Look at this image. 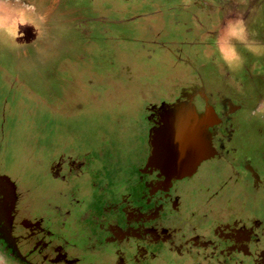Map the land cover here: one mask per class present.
I'll return each mask as SVG.
<instances>
[{
  "label": "flooded vegetation",
  "instance_id": "obj_1",
  "mask_svg": "<svg viewBox=\"0 0 264 264\" xmlns=\"http://www.w3.org/2000/svg\"><path fill=\"white\" fill-rule=\"evenodd\" d=\"M49 1L5 0L19 13L18 23L0 29L20 36L26 27L44 28ZM120 1L170 14L169 29L148 22L140 36V45L168 68L157 84L161 97L146 103L136 124L144 144L132 139L127 160L112 158L108 148L107 161L92 148L64 149L37 162L33 173L0 172V257L9 264H264V69L226 70L209 46V21L219 11L214 5L204 1L199 8L208 23L204 32L189 13L198 0ZM76 17L85 32L94 22L108 35L105 16L81 11ZM257 31L258 40H248L264 49V30ZM254 58L264 65V58ZM205 67L219 73L207 79ZM252 79L261 90L249 88ZM213 92L231 98L218 108ZM245 121L261 136L260 145L233 143L232 132ZM206 169L216 174L211 183L203 178Z\"/></svg>",
  "mask_w": 264,
  "mask_h": 264
},
{
  "label": "rangeland",
  "instance_id": "obj_2",
  "mask_svg": "<svg viewBox=\"0 0 264 264\" xmlns=\"http://www.w3.org/2000/svg\"><path fill=\"white\" fill-rule=\"evenodd\" d=\"M182 1L188 5L191 0ZM198 1L199 7H191L189 13L200 31L205 32L208 27L199 10L203 2L219 8L209 21L212 30L209 46L215 48L209 52L218 53L216 39L235 16L244 24L247 36L255 41L257 29L264 30V0ZM134 3L137 2L129 5L120 0H105L93 6L84 0H50L44 6L41 25L44 28L26 27L29 32L20 36L12 28L0 29V172L7 169L16 177L20 167L33 173L37 162L47 163L64 149L74 153L92 148L102 155L108 148L112 158L127 160L134 141L143 146L146 136L137 137L136 124L141 122L139 116L146 103L161 97L158 85L162 77H167L168 68L157 62L159 55L149 54L140 45V36L147 32L148 22L168 29L171 23L170 14L155 13L156 5ZM81 11L95 17L105 16V27L111 21L108 35L94 22L86 32V25H80L79 18L78 26L75 17ZM233 43L242 61L229 65L223 60L228 70L236 71L246 65L264 69L260 62L256 67L254 58L263 59L264 51L252 52L240 47L237 41ZM243 50L250 54L246 56ZM206 56L208 52L204 49L203 58ZM124 64L131 67L133 78L129 70H123ZM203 73L208 79L219 70L205 67ZM248 83L252 90H261L256 80ZM213 85L217 87L221 82L214 81ZM212 95L218 108L223 107L224 98H231L220 92ZM121 127L124 129L120 130ZM254 129L250 121L237 126L235 134L232 132V136L236 135L233 143L260 145L261 136ZM103 158L107 161L104 154ZM203 175L210 183L216 176L210 169ZM0 264L9 263L2 258Z\"/></svg>",
  "mask_w": 264,
  "mask_h": 264
},
{
  "label": "clouds",
  "instance_id": "obj_3",
  "mask_svg": "<svg viewBox=\"0 0 264 264\" xmlns=\"http://www.w3.org/2000/svg\"><path fill=\"white\" fill-rule=\"evenodd\" d=\"M233 41L243 43L252 52L264 51V49L248 40L246 28L241 21H229L221 29L220 35L216 39V50L220 58L229 65H238L242 61V57Z\"/></svg>",
  "mask_w": 264,
  "mask_h": 264
},
{
  "label": "crops",
  "instance_id": "obj_4",
  "mask_svg": "<svg viewBox=\"0 0 264 264\" xmlns=\"http://www.w3.org/2000/svg\"><path fill=\"white\" fill-rule=\"evenodd\" d=\"M5 0H0V26H8V25H17V18L19 16V13H17V11L15 12V10H10V8L8 6L4 5ZM237 43H239L237 41ZM226 70H228L226 68ZM228 72H230L231 74L236 72L235 68L234 70H229ZM2 258L0 257V260Z\"/></svg>",
  "mask_w": 264,
  "mask_h": 264
}]
</instances>
